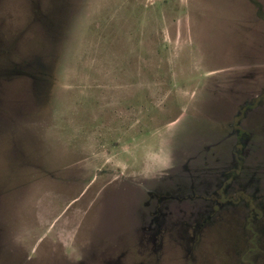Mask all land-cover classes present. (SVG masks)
Returning a JSON list of instances; mask_svg holds the SVG:
<instances>
[{"label":"rangeland","instance_id":"rangeland-1","mask_svg":"<svg viewBox=\"0 0 264 264\" xmlns=\"http://www.w3.org/2000/svg\"><path fill=\"white\" fill-rule=\"evenodd\" d=\"M0 264H264V0H0Z\"/></svg>","mask_w":264,"mask_h":264},{"label":"flooded vegetation","instance_id":"flooded-vegetation-1","mask_svg":"<svg viewBox=\"0 0 264 264\" xmlns=\"http://www.w3.org/2000/svg\"><path fill=\"white\" fill-rule=\"evenodd\" d=\"M251 111L253 110L249 108L242 115L244 117L248 116L249 112L251 113ZM238 116L240 118H238V121L233 123V126L234 125L240 126L242 124L243 120L241 117V112H239ZM237 129L235 128L233 130V134L231 138L233 139V143H231V147H230L231 151H229V155L225 156L229 158V162H227L226 158L224 157L225 158L224 162H222V160L217 159V161H214V163H212V160L214 159L209 156V150L212 146H214L215 142H213L211 146L206 147L204 150L205 152H201V153L199 152L193 154V158L190 159L191 160L190 165L191 163H193L192 161H196V164H194L193 167L195 165L197 166L192 168V173H191L192 180L189 181V183L185 182L184 187H180L181 185H179V188L177 187L176 190L170 187L172 193L171 195H174L175 199L185 198V200H189V202H199L203 206L202 211H205L204 213H206L208 212L209 206L210 205L212 206V204L215 201L213 199L212 194L216 192L217 196H220L219 192L223 191L225 193V191H229V189L233 187L236 180L239 178L240 172L244 171L245 166L247 165L245 164L243 158L244 156L243 145L241 144L242 147L239 148L240 145L239 142L240 141L244 142L243 139L244 137H248V133L244 132L243 134L246 133L245 136L242 134V137H240L241 134H237L235 131ZM238 160L242 161L243 164H241V162ZM201 164L202 167H200ZM227 181L229 182L233 181V184H231L232 187L231 185H228L229 182ZM248 183L250 184V182ZM226 185L228 186L225 189ZM246 187L250 188L251 186L246 184ZM154 190L158 192V190L161 189L159 188V186L154 185L152 193H154ZM163 190L170 191L169 188H163ZM210 191L212 192L210 193ZM153 196L156 197V199L158 198V196H156L155 193ZM160 196L163 198H167L166 195H160ZM197 205L198 204H196V206ZM191 212H193V210H191Z\"/></svg>","mask_w":264,"mask_h":264}]
</instances>
